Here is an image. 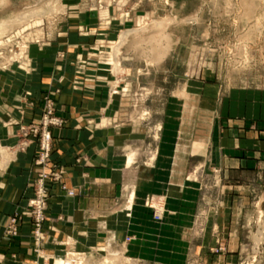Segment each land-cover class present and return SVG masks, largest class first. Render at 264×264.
<instances>
[{
    "label": "crops",
    "instance_id": "0c3cea01",
    "mask_svg": "<svg viewBox=\"0 0 264 264\" xmlns=\"http://www.w3.org/2000/svg\"><path fill=\"white\" fill-rule=\"evenodd\" d=\"M76 43L61 41L58 49L69 50L68 59L51 58L44 64L56 74L54 79L46 73L42 79L16 80L12 90L0 95L1 102L7 98L13 107H0V264H44L67 252H90L110 235L129 252L142 237L141 225H157L177 215L179 206L207 187L219 193L223 203L203 224L231 226L229 253L235 252L238 239L232 226L241 221L239 211L250 207L253 194L264 203V73L256 70L231 85L221 73L201 75L172 91L165 119L146 125L127 110L130 95H112L109 73L78 69L75 62L84 46ZM261 44L256 47L263 49ZM58 67L62 70L57 73ZM24 83L26 88L20 89ZM57 88V113L66 124L54 131L52 162L63 168L67 188L77 194L70 197L58 184L47 182L52 199L39 257L28 218L15 240L5 237V228L10 217L26 208L39 177L38 144L31 137L22 140L20 129L41 119L45 93ZM143 147L146 160L152 157L148 163L137 154ZM131 156L134 162L129 165ZM205 178L214 183L207 186ZM132 190L135 200L129 209ZM151 196L165 204L161 222L136 211ZM172 219L189 224L182 216ZM211 231L208 228L200 248L204 264H233L231 255L212 257L207 252L222 235Z\"/></svg>",
    "mask_w": 264,
    "mask_h": 264
},
{
    "label": "rangeland",
    "instance_id": "374dc122",
    "mask_svg": "<svg viewBox=\"0 0 264 264\" xmlns=\"http://www.w3.org/2000/svg\"><path fill=\"white\" fill-rule=\"evenodd\" d=\"M0 24L6 26L0 34V95L12 90L16 80L20 84L44 75L54 79L56 74L44 64L51 58L68 59L69 50L58 49L61 41L77 42L84 46L75 62L78 69L109 73L112 95H130L127 110L146 125L165 119V104L172 91L185 88L201 75L221 73L231 85L239 77L256 74V70L264 73V48L256 47V43L264 45V0H0ZM124 33L129 35L119 45ZM59 93L58 88L47 91L41 119L20 129L22 140L31 137L38 144L35 166L39 177L26 208L10 217L5 228V237L15 240L20 236L21 222L28 218L39 257L52 199L47 182L58 184L69 196L77 194L67 188L63 168L52 162L54 131L66 124L57 113L55 96ZM3 99L0 107L12 106ZM47 133L51 139L46 147L43 138ZM21 146L26 148V144ZM137 151L146 163L152 158L146 160V147ZM204 182L207 186L214 183L211 178ZM133 194L135 191H130L125 201L127 208ZM195 195L175 210V216L188 218L189 224H175V216L168 215L163 223L141 225L142 237L137 245L132 243L129 252L110 235L90 252H67L57 257H63L67 264H204L200 248L211 228L212 234H222L213 250L207 251L212 257L231 255L233 264H264V203L259 194H253L250 207L239 211L241 221L232 226L238 239L233 253H229L231 226L203 224L207 216L219 211L223 203L220 194L207 187ZM38 202H43V216ZM164 207L161 199L151 196L136 211L140 217H153L158 222L156 210ZM55 258L43 259L44 264H54Z\"/></svg>",
    "mask_w": 264,
    "mask_h": 264
},
{
    "label": "bare ground",
    "instance_id": "6f19581e",
    "mask_svg": "<svg viewBox=\"0 0 264 264\" xmlns=\"http://www.w3.org/2000/svg\"><path fill=\"white\" fill-rule=\"evenodd\" d=\"M5 27H6L5 24H0V34L5 30ZM128 35H129V33H124V34L122 35L121 40H120V42H119V45H122L123 43H125V41H126ZM141 42H142V41H141ZM141 42H140V43H141ZM137 43L139 44V42H137ZM133 162H134V159H133V157L131 156V157L129 158V165H132ZM70 196H71V195H70ZM72 196H74V194H73ZM134 200H135V194H133V195L131 196V201H130V203H129V209L132 208L133 203H134ZM258 241H259V240H258ZM54 264H67V262H66V260H65L63 257H56L55 260H54ZM77 264H83V263H82V262H78Z\"/></svg>",
    "mask_w": 264,
    "mask_h": 264
},
{
    "label": "built area",
    "instance_id": "2783aa9c",
    "mask_svg": "<svg viewBox=\"0 0 264 264\" xmlns=\"http://www.w3.org/2000/svg\"><path fill=\"white\" fill-rule=\"evenodd\" d=\"M50 112V111H49ZM54 123H56V121H54ZM44 143H45V145H46V147H47V145L49 144V141H50V139H51V137H50V134H46L45 136H44ZM47 156V153L45 154V157ZM41 192H44V190L42 189L41 190ZM72 195H73V193H72ZM38 209H39V213H41L42 214V216H43V213H42V210H43V202H38ZM163 215H164V210L163 209H158V210H156V213H155V218H156V221H158V222H160V221H162L163 220ZM40 219V218H39ZM41 221H42V219H40Z\"/></svg>",
    "mask_w": 264,
    "mask_h": 264
}]
</instances>
